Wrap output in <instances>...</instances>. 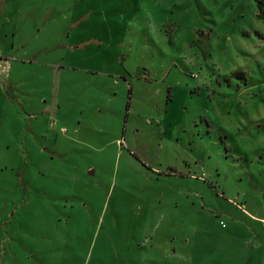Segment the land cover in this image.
<instances>
[{
  "label": "rangeland",
  "instance_id": "1",
  "mask_svg": "<svg viewBox=\"0 0 264 264\" xmlns=\"http://www.w3.org/2000/svg\"><path fill=\"white\" fill-rule=\"evenodd\" d=\"M0 264H264L256 0H0Z\"/></svg>",
  "mask_w": 264,
  "mask_h": 264
},
{
  "label": "trees",
  "instance_id": "2",
  "mask_svg": "<svg viewBox=\"0 0 264 264\" xmlns=\"http://www.w3.org/2000/svg\"><path fill=\"white\" fill-rule=\"evenodd\" d=\"M257 16L264 20V0H256Z\"/></svg>",
  "mask_w": 264,
  "mask_h": 264
}]
</instances>
